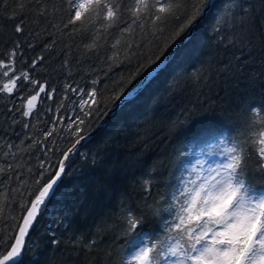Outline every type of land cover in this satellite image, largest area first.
<instances>
[{"label": "trees", "instance_id": "1", "mask_svg": "<svg viewBox=\"0 0 264 264\" xmlns=\"http://www.w3.org/2000/svg\"><path fill=\"white\" fill-rule=\"evenodd\" d=\"M148 2L137 18L136 0H101L69 23V0H0V88L26 74L52 93L24 116L38 87L19 79L11 94L0 92V256L64 153L166 57L208 0H177L162 21ZM105 3L118 7L114 20L105 19ZM262 121L264 0H214L163 67L68 161L20 264H122L137 237L156 253L186 245L174 228L182 192L222 173L229 148L245 150L246 178L254 191L264 188L253 135ZM129 215L139 221L131 231Z\"/></svg>", "mask_w": 264, "mask_h": 264}, {"label": "snow or ice", "instance_id": "2", "mask_svg": "<svg viewBox=\"0 0 264 264\" xmlns=\"http://www.w3.org/2000/svg\"><path fill=\"white\" fill-rule=\"evenodd\" d=\"M69 2L73 12L69 23H75L89 11L93 4L99 6L101 0H69ZM151 6L158 13L155 20L162 21L167 16L174 15L180 5L177 0H155ZM103 7L107 9L105 19L114 20L118 7L109 3H105ZM148 7V0H136L134 14L139 18L141 10L148 9ZM198 14L199 8L187 19V23L181 26L172 39L175 40L192 25ZM16 31H22L20 25H17ZM0 67H3L2 62H0ZM9 71L12 69L4 71L3 76H9ZM19 79L28 80L34 87L39 88V91L32 95L25 104L23 114L28 116L36 107L38 97L42 93L46 94L49 99L52 98V93L46 92L44 84H38L26 74L9 79L0 88V92L11 94L17 87ZM88 95L94 96L95 93L91 92ZM253 111L258 116L261 114L255 109ZM261 123L262 130L253 135L257 137L254 142L259 145L257 148L258 166L261 171H264V121ZM71 151L72 149H69V152ZM244 151L238 145L229 148L227 162L222 165L223 172L217 173L218 178L213 177L210 182L206 179L196 188L183 190L182 195L185 199L177 217L179 222L175 223L174 228L186 236V245L177 241L175 245L168 246L167 252L156 253L157 245L140 247L139 237H137L129 242V251L122 264H133V262L135 264H159V258L165 256L177 257L173 264H264V188L254 191L250 186L244 172ZM63 171L64 161H61L59 171L32 200L31 207L23 218V224L19 225V234L16 235L11 250L0 258V264H9V262L20 264L25 236L30 227L34 225L41 206L54 190ZM138 223L139 221L134 216L129 215V231L136 229ZM217 225L221 226L222 230L218 231ZM209 233L212 234L210 239ZM137 248L139 250H136Z\"/></svg>", "mask_w": 264, "mask_h": 264}, {"label": "water", "instance_id": "3", "mask_svg": "<svg viewBox=\"0 0 264 264\" xmlns=\"http://www.w3.org/2000/svg\"><path fill=\"white\" fill-rule=\"evenodd\" d=\"M214 2V0H208L206 6L204 7V9L201 11V13L199 14V16L195 19V21L193 22V24L190 26L188 32L179 40L177 41L174 46L171 48V50L168 52V54L166 55V57L160 62L158 63L156 66H154L152 69H150V71L142 78V80L138 83V85H136L133 89H131L129 92H127L126 94H124L121 99L118 101L117 104H115L113 107H111L108 112L106 113V115L101 119V121L96 125V127L90 131L89 133L82 135L81 137H83V139H81V137H79L76 142L73 144L75 145V148H73V145L69 148L72 149L71 152H69V149L64 153L61 161H64V168L67 165L68 161L72 158V156L79 150V148L91 137L93 136L98 130H100V128H102V126L105 124V122L107 121V119L109 118V116L111 115V113L117 108L119 107L124 101L128 100L129 98H131L152 76H154L162 67L163 65L170 59L171 55L174 53V51L192 34V32L194 31V29L196 28V26L198 25V23L202 20V18L206 15L207 11L209 10L210 6L212 5V3ZM39 91V88L36 92ZM33 93L30 96L27 97L25 104L27 102V100L32 96L36 94ZM42 95V94H41ZM40 95V97H41ZM40 97H38V100L36 102V105L38 103V101L40 100ZM79 141V142H78ZM67 154V158H65V155ZM60 161V162H61ZM60 169V165L57 171H59ZM50 182V181H49ZM48 182V183H49ZM45 186V185H44ZM43 186V187H44ZM56 186V185H55ZM54 186V189H55ZM42 187V188H43ZM41 188V189H42ZM40 189V190H41ZM54 191V190H53ZM53 191L51 192V194L49 195V197L46 198L45 203L47 202V200L50 198V196L52 195ZM40 192V191H39ZM39 192L37 193V195L39 194ZM35 199V198H34ZM45 203L41 206V210L43 209ZM31 207V205H30ZM29 207V208H30ZM28 208V209H29ZM40 210V212H41ZM39 212V213H40ZM27 215V212L25 213L24 216ZM39 215V214H38ZM24 218V217H23ZM23 224V219L20 223V225ZM31 228V227H30ZM30 230V229H29ZM19 234V228L17 231V234ZM28 234V233H27ZM26 234V236H27ZM26 236H25V240H26ZM15 242V240H14ZM13 242V243H14ZM11 250V247L7 250L9 251ZM7 251L2 254L0 256V258H2L4 255H7ZM9 264H11V262H9Z\"/></svg>", "mask_w": 264, "mask_h": 264}, {"label": "rangeland", "instance_id": "4", "mask_svg": "<svg viewBox=\"0 0 264 264\" xmlns=\"http://www.w3.org/2000/svg\"><path fill=\"white\" fill-rule=\"evenodd\" d=\"M216 168H217V166H216ZM216 168H215V170H214V172H213V175H215L214 173H216V171H217ZM216 175H217V174H216ZM216 177H217V176H216ZM217 178H218V177H217Z\"/></svg>", "mask_w": 264, "mask_h": 264}]
</instances>
